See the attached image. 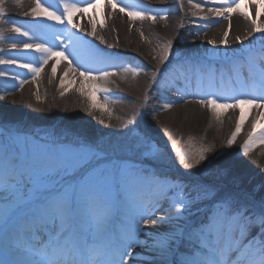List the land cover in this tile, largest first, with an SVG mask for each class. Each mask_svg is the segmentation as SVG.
<instances>
[{
    "label": "snow or ice",
    "instance_id": "snow-or-ice-1",
    "mask_svg": "<svg viewBox=\"0 0 264 264\" xmlns=\"http://www.w3.org/2000/svg\"><path fill=\"white\" fill-rule=\"evenodd\" d=\"M20 6L21 0H14ZM108 5L131 20L149 19L153 23L157 14L147 12L145 6L131 5L128 0H107ZM96 7L99 0H58L56 4L47 7L41 0H34V6L24 15H31L37 20H47L64 25L65 29L73 23V13L82 11L79 4ZM189 3L199 12L204 8L200 2ZM208 14L231 22V13L238 12L245 20H249L261 47L244 46L239 36L237 41L244 47L240 55L230 61L229 76H236L239 90L229 103L227 99L221 102L217 96L196 98V102L204 107L211 106L213 115L217 108H238L242 105H253L259 109L264 107V25L257 23L245 11L244 0H204ZM4 0H0V25L8 22V30L26 39L12 42L11 47L20 45L24 50L38 53L36 63L25 59L0 57V65L16 64L27 69L35 81L53 57L73 56L77 41L82 38L75 33L67 40H54L59 36L54 34L53 40H45L25 28L6 21ZM219 5V6H217ZM252 7H264L257 0H251ZM62 7V11H61ZM196 15V12L192 13ZM261 15L260 11L256 13ZM167 19V15L161 17ZM208 20V16H200ZM51 27V25H47ZM231 30V23H229ZM3 27H0V42L5 41ZM199 34V33H197ZM88 35L95 36L92 28ZM143 36V33H141ZM228 33L224 35L223 44L227 46ZM247 39V37H245ZM104 42V37H100ZM215 44V41H209ZM73 51H69V46ZM172 42L168 41L161 62L168 61L172 54ZM2 51V49H0ZM110 58H101L107 62ZM72 61L69 60V70ZM139 75L145 69L125 67ZM153 83L155 80V71ZM55 76L56 68H52ZM114 71L102 69L98 75L84 68L80 72L86 80L97 78L107 81L115 75ZM9 74L0 70V77ZM16 80L15 75H11ZM29 82L27 78L19 81V87ZM64 81L61 80L63 88ZM106 91L105 89H98ZM12 94L9 90L0 95V101ZM63 95V93H62ZM37 100L39 94L37 92ZM188 102L185 96L176 101L163 104L168 110L175 103ZM244 115L235 131L227 141L228 147L235 144L241 132ZM256 121L248 139L242 145V154L248 156L257 144H264V131L256 135ZM139 143L147 146L153 152L155 160H161L163 153L151 145L147 137ZM115 149L109 151L97 142L86 144L79 140L75 146L68 147L56 140L55 134H27L18 129L0 127V264H128L132 259L146 256L149 264H264V198L255 200L246 190H226L222 184L205 183L199 180H187L186 174L167 176L151 174L153 195L147 203L141 202L130 192V185L139 181L146 169L136 168L127 161L116 158ZM211 148H201L195 157L181 150L180 163L185 169H194L207 159L206 153ZM207 167V166H205ZM219 175H227V170H221ZM238 188V186H237ZM262 185H257L253 192L261 191ZM123 190L124 202L132 211L122 232H113L110 227L112 208L115 206L113 193ZM120 199V198H118ZM206 208L203 217L198 222L192 218ZM160 224L164 230L149 231L148 225ZM255 229V233L252 230ZM248 233L245 241L240 236ZM142 252H133L136 248ZM183 248V251L181 249Z\"/></svg>",
    "mask_w": 264,
    "mask_h": 264
},
{
    "label": "bare ground",
    "instance_id": "bare-ground-1",
    "mask_svg": "<svg viewBox=\"0 0 264 264\" xmlns=\"http://www.w3.org/2000/svg\"><path fill=\"white\" fill-rule=\"evenodd\" d=\"M8 3L4 4L7 15L5 20H10L12 24L17 26H25V23L16 17L17 14L22 18H30L35 21L37 18L31 15H24V12L30 11L34 6V0H21L20 6L14 2V0H7ZM146 1V0H145ZM149 2H143L141 0H133L129 2L131 5H141L145 6L147 12L157 14V20L153 23L149 19L145 20H131L126 14L121 13L119 6L113 10L111 6L108 5L107 0H99L96 7H91L86 4H79L83 10L73 13L74 21L82 19L83 27L86 31L91 32L95 25L90 23L91 17H97L98 23L95 27L96 35L94 36L97 40L100 37H104V42L110 47L122 48L126 51L134 50L137 54L144 56V60H148L146 63L137 57H131L121 63H109L105 66H86L77 59L73 57V65L77 70H69V67L62 65V57L57 56L49 60L47 65L43 66V74L46 76V80L51 81V84L43 83L42 91L46 95L45 101L39 97L37 102L34 101L32 92L29 90L32 87L24 86L19 87L18 83L8 84L0 82V95L5 94L9 90H12V94L5 96V99L0 101V120L3 119L4 122L10 121L17 123L21 121L25 116H28L29 120H35L40 127H44L47 124L52 125L51 131H56L65 121L66 114L70 112L86 111L88 117L91 120V127L84 128L83 124H78L75 121H69L68 123L73 127L80 135L78 140L86 144H96L98 140L102 138V119L104 117L102 113H107V108L109 113L115 116L125 115V111L134 113L139 112L142 114V127L146 129L149 136H155L157 139L159 134L162 139H158L159 144L164 143V145L171 146L182 139L184 145L181 149L186 152L187 148L194 143L198 147L200 139L204 146L202 148H211L212 151L206 153L207 160L203 166L201 174H206V168L212 163L214 166V173L210 176L213 180H223V184L234 183L238 189L246 190L250 195L253 196L255 200H260L264 198V188L261 191L253 192V189L257 185L264 186V144H257L254 150L248 155L244 156L242 154L243 139L239 140L233 147L232 153L229 156L228 151L231 152L230 147L227 145V141L230 139L231 135L235 131L236 124L240 120L241 112L244 115V122L247 123L248 115L253 113H258L261 115V121L259 123V130L256 135L264 131V107L255 108L253 105H242L238 108H221V116L216 121L210 118L209 112L211 106L204 107L196 102V98L210 97L207 95H197L191 92L181 93L171 87L170 77L178 80L182 77H191L192 63H199L198 65L204 66L206 62V56L208 54L219 55L221 59L229 63L234 59L231 55L239 57L240 50L244 46H252L251 43H260L258 37L262 35L261 33H254L252 30V25L249 20H245L238 12L231 13V22L228 20H222V22L216 23V21L222 18H217L208 14L207 6L204 4V0H193V3L200 2L204 8L203 12L197 11L189 3V0H148ZM41 2L47 7L51 4H56L58 0H41ZM116 3V0H112ZM247 5V11L252 19H256L257 23L264 25V7L257 9L250 6L251 0H244ZM257 3L264 5V0H257ZM219 6V5H217ZM62 11V7H61ZM260 11L261 15L257 17L256 13ZM196 12V15L192 13ZM167 15V19H162L161 17ZM200 16H208V20L199 19ZM39 20V25L45 28L47 23ZM29 23V21H27ZM198 23L201 25L200 28L194 29L189 27V24ZM229 23H231V30H229ZM9 26L8 22H4L0 27L4 30ZM99 29V30H98ZM101 31V32H99ZM228 33L227 39L228 44L225 46L222 42L224 40L225 33ZM143 33V36H141ZM199 33V34H197ZM147 34L151 35V39L147 37ZM5 41L0 42V48L9 41L10 35L3 33ZM239 36L241 40L244 41V46H242L236 39ZM247 37V39H245ZM119 44H117V42ZM152 41V45L150 44ZM172 42V54L169 56L175 58L177 54H182L184 58H180L178 63L180 64V72L174 73L172 69L166 68L165 62H161V58L164 54L167 42ZM209 41H215V44L209 43ZM115 43V44H114ZM59 44V43H57ZM158 44H162V48ZM1 54V53H0ZM38 55V53H35ZM1 56V55H0ZM236 57V58H237ZM235 58V59H236ZM231 59V60H229ZM129 63L133 65L132 67L145 69L141 71L139 75L134 74L132 71H125L124 65ZM56 68V74L53 76L52 68ZM47 68V69H46ZM84 68L91 70L93 75H98L100 70L109 69L110 71H116L119 76L116 75L117 80L124 83V86L139 87V91H133V96L124 97L121 95L120 91L115 89L110 91H98L91 92L88 85L86 86L85 78L80 75V72ZM63 69V71H61ZM73 69V68H72ZM155 71L156 83H153V75ZM149 72H153L149 74ZM42 74V75H43ZM62 77L64 81L63 88L61 87V81L59 79ZM31 79L32 74L29 72L23 76V79ZM37 79V78H36ZM95 80H101L99 78ZM139 81V82H138ZM143 81V83H140ZM77 84V85H76ZM79 85V88H78ZM22 90V92H19ZM63 93V95H62ZM95 96L98 97L99 104L98 107L93 105V100ZM181 96H185L188 102L175 103L172 108L168 110L163 109V104L169 101H176ZM118 97H123L125 101H131L132 103H139L140 108L128 105L125 103H116ZM47 102V103H46ZM48 102H53L55 107H51ZM95 102V101H94ZM229 103L232 99L228 100ZM49 105V107H48ZM104 108V112H103ZM105 113V115H106ZM238 115V121H235V116ZM41 117V118H37ZM160 117L165 119L160 121ZM128 119V120H127ZM132 121L131 116L126 117L122 121V126L124 127L127 122ZM49 122V123H48ZM102 127V128H101ZM101 129V130H100ZM100 131L98 134H96ZM80 132V133H79ZM163 136V137H162ZM189 137H194L195 142H190ZM223 136L225 138L222 142ZM57 140V139H56ZM186 145V146H185ZM70 147V146H68ZM201 149V146L199 147ZM179 154V153H178ZM226 154V155H225ZM225 157L227 166L221 170H227L226 179H222L219 175L221 170H218L219 157ZM180 158V157H179ZM180 164V168L183 170V165L180 160L176 159ZM148 165H142V169H146L149 172ZM207 166V167H205ZM185 169V168H184ZM146 172V173H147ZM145 184L149 187L153 186L151 184V175L145 176ZM140 189V188H139ZM141 202L147 203L152 197L153 192L149 189H140L137 193H134ZM124 202V199L121 200ZM121 212L119 218L131 213V208H120ZM206 208L202 209L201 213L192 218V222H198L206 212ZM201 217H198V216ZM127 217H123L124 219ZM120 227V226H119ZM165 226L160 224L148 225L149 231L164 230ZM139 251L143 250L139 248ZM135 256V255H134ZM129 264H134L133 260H129ZM136 264H149V259L146 256H140L137 258Z\"/></svg>",
    "mask_w": 264,
    "mask_h": 264
},
{
    "label": "rangeland",
    "instance_id": "rangeland-1",
    "mask_svg": "<svg viewBox=\"0 0 264 264\" xmlns=\"http://www.w3.org/2000/svg\"><path fill=\"white\" fill-rule=\"evenodd\" d=\"M7 0H4V3H6ZM149 35L147 34V37ZM150 37V36H149ZM151 39V38H150ZM117 42V41H116ZM115 44V43H114ZM117 44H119V42H117ZM151 45L153 44L152 41L150 43ZM161 47L162 48V44H158L157 47ZM111 50H113V48L116 47H110ZM139 82V81H138ZM45 82H42L41 84H43ZM140 83H143V81H141ZM77 85V84H76ZM79 88V85H78ZM130 89V93L129 95L133 96V91L137 90L139 91V87L135 86V87H131ZM40 90L42 92V90L40 88H36V87H32V89H30L29 91L32 92V96L34 98V101H36L37 99V92L39 94V97H42L44 94H40ZM45 98V95L44 97ZM41 98V99H43ZM98 98L97 96H95V100H93V105H95L96 107H98L97 103L98 102ZM95 101V102H94ZM128 105H132L135 107L140 108L139 103H132L131 101H125L123 99V97H118L116 99V103H125ZM47 103V102H46ZM48 104H50L51 107H55L56 105H54L53 102H48ZM49 107V105H48ZM103 112H104V108H103ZM87 112H79V114L75 113V112H70L68 114H66L65 121H67V123L65 122L63 125H61L56 131L54 132H50L52 125L47 124L45 128V130L42 129V127H40L39 125L41 124H37L35 122L34 119H32L31 121L29 120V124L28 125V116H25L21 121L14 123V122H10L7 121L5 123L3 119L0 120V126H7L10 128H13L14 130L18 129L21 133H27L29 135L35 133L38 135L41 134H55V138L57 139L58 142L63 143L67 146L73 147L75 146V141L78 140L79 138V134L78 132L73 129V127L68 123L69 121H75L78 124H83L84 128H90L92 123L90 120V117H88V115L86 114ZM106 113V111H105ZM105 113H102L104 117L102 119V122L100 125H102V138L100 140H98L97 142L101 143L105 149L112 151L113 149H115L114 151V155L116 158L119 159H123L125 161H127L130 165L136 167V168H141L139 165L140 162H148V161H152L155 163H161V164H167V165H174L175 164V159L180 160V155L178 154L182 149L181 146L184 145V143L182 142V139H179L180 143H178V141H175V143L173 145H171L170 147L167 145H164V143L159 144L158 139H162L161 135L163 134V132L161 134H159L158 139L155 136H149L148 132L146 131V129H144L142 127V114L137 112L134 113H130L125 111V115H118L115 116L112 113H109L108 108H107V113L105 115ZM132 118V121L127 122V124L124 127L122 126V121L123 119L125 120L126 117H130ZM209 116L212 119L216 120V116L213 115L212 109H210L209 112ZM235 119L237 120V115H234ZM250 115H247V117ZM256 118H260V116L258 114L255 115ZM37 118H41V117H37ZM162 119L164 120L165 118L160 117V121H162ZM235 120V121H236ZM217 121V120H216ZM218 122V121H217ZM49 123V122H48ZM101 130V129H100ZM47 132V133H46ZM100 131H98L96 134H98ZM100 132V133H101ZM80 133V132H79ZM143 137H147L149 140V143L153 146H155L156 148H158L160 150L161 153H163V158L161 160H155L153 158V152L151 150H149V148L147 146H142L139 141L141 140V138ZM163 137V136H162ZM188 140H190V142H195L196 139H194V137H189L188 136ZM226 136L222 138V142H224ZM198 147H196L194 145V143H191V145L187 148L186 153H189L190 155H192L193 157H195V154L198 152L199 147L202 145L204 146L202 139H200ZM186 146V145H185ZM229 153V156L234 153L232 150L231 152H227ZM226 155V154H225ZM175 158V159H174ZM220 159V163L218 165V170H221L222 168H225L227 166L226 163V159L225 157H219ZM207 160V159H206ZM206 160L202 161L200 163V165H198L196 168L194 169H186L188 173L193 174V176H195V178H201L204 181H209V182H216L218 184H223L225 181L223 180H213L210 176L213 175L214 173V166H212V163L208 165V167L206 168L207 173L206 174H201V171L203 170V166L205 165ZM222 179H226V175L222 176ZM224 185V184H223ZM227 185V184H225ZM228 186V185H227ZM229 186L231 188H229V190H236L238 189L236 187V185L234 183H230ZM228 186V187H229Z\"/></svg>",
    "mask_w": 264,
    "mask_h": 264
}]
</instances>
